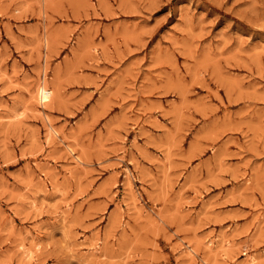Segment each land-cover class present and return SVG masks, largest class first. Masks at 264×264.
I'll return each mask as SVG.
<instances>
[{"label":"rangeland","instance_id":"obj_1","mask_svg":"<svg viewBox=\"0 0 264 264\" xmlns=\"http://www.w3.org/2000/svg\"><path fill=\"white\" fill-rule=\"evenodd\" d=\"M251 260L264 0H0V264Z\"/></svg>","mask_w":264,"mask_h":264},{"label":"bare ground","instance_id":"obj_2","mask_svg":"<svg viewBox=\"0 0 264 264\" xmlns=\"http://www.w3.org/2000/svg\"><path fill=\"white\" fill-rule=\"evenodd\" d=\"M46 40V39H45ZM46 62V61H45ZM45 70V69H44ZM44 74V73H43ZM44 78H45V76H44ZM46 82L47 81H45V79H43L40 83L41 84H39V82H38V84H39V87H38V89H37V93L36 94H38V99H39V102L41 103V104H43V105H45L46 103H50V101L52 100V98L54 97V91H56V90H51L48 86H47V84H46ZM48 83V82H47ZM34 95H35V93H33ZM34 95H33V97H34ZM32 98V97H31ZM34 99V98H33ZM54 100V99H53ZM33 101V100H32ZM39 103V104H40ZM42 105V106H43ZM46 107V106H45ZM47 116V115H46ZM48 118V117H47ZM48 119H50V118H48ZM44 120H45V118H44ZM51 120V119H50ZM48 121V120H47ZM55 127V126H54ZM53 127V128H54ZM52 128V125H51V131L50 132H53L54 134L53 135H55V133L58 135V132L55 130V129H53ZM48 132V131H47ZM48 134V133H47ZM50 135V134H49ZM51 136V135H50ZM51 138V137H50ZM58 139V138H57ZM62 139V138H61ZM63 141V140H62ZM68 149V148H67ZM66 151H70V150H66ZM73 151V150H72ZM72 151H71V153H72ZM75 154V153H74ZM74 157V156H73ZM72 158V157H71ZM78 162V161H77ZM81 164V163H80ZM40 166V165H39ZM79 166V165H78ZM77 166V167H78ZM70 171V170H69ZM130 171V170H129ZM128 171V172H129ZM68 172V171H67ZM71 172V171H70ZM55 173H56V171H55ZM55 173H54V175H55ZM56 176V175H55ZM130 176V175H129ZM128 176V177H129ZM130 178V177H129ZM131 188V187H130ZM132 198V197H131ZM136 200H137V198H135ZM132 200V202H134L133 200L134 199H131ZM137 203V202H136ZM136 203H135V205H136ZM134 204H132V205H130V206H133ZM129 207V206H128ZM132 208V207H131ZM135 208V207H134ZM133 208V209H134ZM131 210V209H130ZM26 231H29V230H26ZM29 233V232H28ZM33 237V236H32ZM212 238V237H211ZM218 238V237H217ZM216 238V239H217ZM222 238V237H221ZM210 240H212V239H210ZM223 240V238L221 239V245H220V247L218 248V249H223L226 245H229L230 244V241L229 240H225V238H224V240ZM233 239H231V241H232ZM216 241H218V240H216ZM211 242V241H210ZM220 242V241H219ZM208 243V242H207ZM211 243H213V241L211 242ZM209 244V243H208ZM220 244V243H219ZM212 245V244H211ZM216 245H218V243L216 244ZM215 245V246H216ZM41 246V245H40ZM214 246V247H215ZM208 247V246H207ZM212 247V246H211ZM211 247H208L209 248V250H210V248ZM34 248V247H33ZM213 248V247H212ZM226 248V247H225ZM37 249H39V247L37 248ZM37 249H36V251H37ZM189 249V248H188ZM195 249V248H194ZM194 249H190V252L188 253V255H190L191 253L193 254L194 252H195V250ZM217 249V250H218ZM32 250V249H31ZM31 250L29 251L30 252V254H32L31 253ZM213 250V249H212ZM215 250V249H214ZM35 251V252H36ZM187 251H189V250H187ZM216 251V250H215ZM28 252V251H27ZM28 252V253H29ZM211 251H209V253H210ZM219 252V251H218ZM28 253H26V254H28ZM213 253V252H212ZM187 255V256H188ZM29 258H31V256L29 257ZM191 258H192V256H191ZM251 259L253 258L252 256L250 257ZM254 259V258H253ZM254 262L252 263V260H251V264H254L255 262H256V260H253ZM206 262V261H205ZM207 263V262H206ZM211 263V262H210ZM212 264V263H211Z\"/></svg>","mask_w":264,"mask_h":264}]
</instances>
